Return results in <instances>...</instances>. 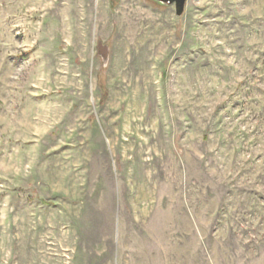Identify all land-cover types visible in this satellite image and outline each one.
Returning a JSON list of instances; mask_svg holds the SVG:
<instances>
[{"label": "rangeland", "instance_id": "374dc122", "mask_svg": "<svg viewBox=\"0 0 264 264\" xmlns=\"http://www.w3.org/2000/svg\"><path fill=\"white\" fill-rule=\"evenodd\" d=\"M0 264H264V0H0Z\"/></svg>", "mask_w": 264, "mask_h": 264}, {"label": "water", "instance_id": "95a60500", "mask_svg": "<svg viewBox=\"0 0 264 264\" xmlns=\"http://www.w3.org/2000/svg\"><path fill=\"white\" fill-rule=\"evenodd\" d=\"M154 1H156L162 5H166V6H175L176 15L178 17H181L184 14L185 8H186L187 2H188V0H154ZM102 48L105 49L106 47H102V45L99 44L98 51H99L100 55H102V53H101ZM103 56L106 59L104 54H103Z\"/></svg>", "mask_w": 264, "mask_h": 264}]
</instances>
